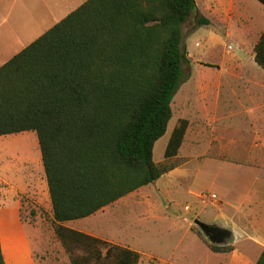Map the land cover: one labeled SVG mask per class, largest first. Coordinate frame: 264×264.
Segmentation results:
<instances>
[{"label": "trees", "instance_id": "obj_1", "mask_svg": "<svg viewBox=\"0 0 264 264\" xmlns=\"http://www.w3.org/2000/svg\"><path fill=\"white\" fill-rule=\"evenodd\" d=\"M197 9L196 0H89L0 67V138L37 134L55 232L72 264L140 263L139 252L64 225L179 167L155 163L154 149L187 79L183 28ZM198 24L212 23L202 16ZM254 51L264 70V33ZM189 125L173 131L166 162L177 160Z\"/></svg>", "mask_w": 264, "mask_h": 264}, {"label": "rangeland", "instance_id": "obj_2", "mask_svg": "<svg viewBox=\"0 0 264 264\" xmlns=\"http://www.w3.org/2000/svg\"><path fill=\"white\" fill-rule=\"evenodd\" d=\"M87 1L4 0L0 3V67ZM224 1L228 5L230 0ZM234 3L236 9L244 7L243 17L235 10L231 18H225V23L215 21L212 27L202 30L215 32L218 37L194 35L201 29L200 9L188 18L183 28V48L189 59L184 64L187 79L174 98V117L167 134L155 146L154 161L188 165L184 174L162 178L90 218L64 226L139 252V264H256L264 250V114L247 121L235 109L234 119L219 126L212 124L210 118L196 116L200 107L196 100L200 92L198 66H225L228 70L225 80L231 81L229 70L249 63L254 40L246 41V4L249 12L258 18L264 7L257 0H234ZM226 9L220 7L218 12L226 17ZM204 69L209 71L208 67ZM242 90L240 86L223 88L222 94L242 95ZM244 90L246 94L255 92V88ZM205 94L209 96L211 91ZM216 94L215 90L211 96ZM181 118L192 123L188 144L182 150L187 160L166 162L168 141L184 120ZM193 141L195 145L191 144ZM192 156L199 158L190 161ZM235 166L246 167V185L231 173L229 167ZM245 191L246 226L241 218L234 219L230 213L242 205ZM196 220L231 230L233 239L223 246H233L235 251L212 252L207 245L212 243L195 225ZM0 231L10 264H72L55 232L48 182L35 132L0 138ZM12 243L18 247V260L10 250Z\"/></svg>", "mask_w": 264, "mask_h": 264}, {"label": "crops", "instance_id": "obj_3", "mask_svg": "<svg viewBox=\"0 0 264 264\" xmlns=\"http://www.w3.org/2000/svg\"><path fill=\"white\" fill-rule=\"evenodd\" d=\"M3 1L4 0H0V3H2ZM13 1L16 2L18 0H13ZM200 2L201 3H198V1L196 0L197 8L198 10L200 9V13L202 14L200 15V18L202 16L207 18L212 23L210 27L213 26L215 21L225 23V18H231V13H233L235 10L239 12L238 14L240 16L242 17L244 16V12H243L244 7H240L236 9V4L234 3V0H230L228 2V5H226V2L224 0H201ZM261 6L263 5L261 4ZM220 7L221 8L227 7L226 17H224L223 14H220L218 12V9ZM261 14L262 16H260V18L254 16L252 13L249 12V9L246 4V41L254 40V47L248 58L249 63L235 65L229 70L230 72L228 75L232 79L231 81L225 80L224 74L228 72L225 66L210 65V64H206V65L200 64L198 66L201 71L200 82L198 84V88L200 92L196 100L200 104V107L197 109L196 116H201L202 119L210 118L209 120H211L212 124H214L215 126H219L220 124L223 125L226 121L234 119L237 113L242 114V116H244V119L247 121L254 120V118L259 116V114H264V70L260 66H258V64H256L255 51H254L255 46L258 44L264 33V11H261ZM200 28H201L200 30H196L194 35L199 34L204 37L206 34H208L210 38L218 37V35L215 32L209 31L208 29H207L209 31L208 33L202 31L203 29H206V27H200ZM247 55L248 54L246 51V56ZM205 67L209 68L208 72L205 71L204 69ZM234 86H240L243 88L242 95L231 94V95L223 96L222 94L223 88L231 89ZM249 88H255V92H250L251 94L250 93L246 94V90L244 89H249ZM215 90L217 91V94L211 96L215 92ZM207 91H211V95L207 96L205 94ZM185 103L186 101L184 100L183 105ZM182 108H184V106H182ZM235 109L239 111H237L236 113ZM181 119H185V118H181ZM191 125L192 123H190L184 144L180 150L177 160H182V161L187 160L183 157L182 150L188 144ZM244 126L246 127V125ZM249 127H251V125H249ZM191 144L195 145V141H193ZM194 157L195 156L189 158L190 161L197 160L199 158V157L198 158L197 157L194 158ZM186 163H190V162L186 161ZM187 166L188 165H181L176 169L172 170L171 172L165 174L162 178H169V177L172 178L175 175H177L178 177L179 175L182 176L184 174L183 172L184 168ZM229 168L231 170V173L235 174L236 180H238L241 184L246 185V167L244 166L239 168L235 166ZM241 203H242L241 206L233 209V211L230 213L234 217V219L241 218L242 224L246 226V191L244 194V200ZM220 210H221L220 211L221 214L224 215V211H222V209ZM225 214L228 213L225 212ZM250 216H254V215H250ZM2 246H3L6 262L7 264H10V260L9 257L7 256L4 243H2ZM10 250L14 255V259L18 260L19 257L17 253L18 252L17 245L12 243V245H10Z\"/></svg>", "mask_w": 264, "mask_h": 264}, {"label": "water", "instance_id": "obj_4", "mask_svg": "<svg viewBox=\"0 0 264 264\" xmlns=\"http://www.w3.org/2000/svg\"><path fill=\"white\" fill-rule=\"evenodd\" d=\"M195 225L198 226L204 236L216 246H223L233 239V232L229 229L217 226L209 225L202 222L201 220H196Z\"/></svg>", "mask_w": 264, "mask_h": 264}]
</instances>
